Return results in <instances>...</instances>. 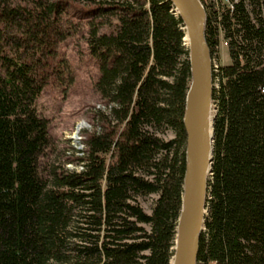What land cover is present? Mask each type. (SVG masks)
I'll list each match as a JSON object with an SVG mask.
<instances>
[{
  "label": "trees",
  "instance_id": "obj_1",
  "mask_svg": "<svg viewBox=\"0 0 264 264\" xmlns=\"http://www.w3.org/2000/svg\"><path fill=\"white\" fill-rule=\"evenodd\" d=\"M200 1L211 58L222 38L230 62L212 69L197 264H264V0ZM76 33L104 107L70 169L45 161L52 136L37 101L47 83L73 79L60 47ZM189 83L170 0H0V264H170Z\"/></svg>",
  "mask_w": 264,
  "mask_h": 264
},
{
  "label": "water",
  "instance_id": "obj_2",
  "mask_svg": "<svg viewBox=\"0 0 264 264\" xmlns=\"http://www.w3.org/2000/svg\"><path fill=\"white\" fill-rule=\"evenodd\" d=\"M170 1L184 24L190 63V83L183 115L185 170L170 264H197L199 237L207 212V182L213 160L212 58L205 38L206 13L201 1ZM198 6L199 14L196 12Z\"/></svg>",
  "mask_w": 264,
  "mask_h": 264
},
{
  "label": "rangeland",
  "instance_id": "obj_3",
  "mask_svg": "<svg viewBox=\"0 0 264 264\" xmlns=\"http://www.w3.org/2000/svg\"><path fill=\"white\" fill-rule=\"evenodd\" d=\"M60 50L71 65L74 76L70 82L47 83L42 90L37 105L50 124L52 145L48 149L45 161L66 168H80L78 157L82 155L84 134L97 129L94 118L95 109L104 107L94 88L98 68L95 59L89 53L86 38L78 33L70 36L61 44ZM218 64L230 62L226 44L222 38L218 45ZM166 130L164 137L172 136ZM150 194L140 198L146 210L155 198Z\"/></svg>",
  "mask_w": 264,
  "mask_h": 264
},
{
  "label": "built area",
  "instance_id": "obj_4",
  "mask_svg": "<svg viewBox=\"0 0 264 264\" xmlns=\"http://www.w3.org/2000/svg\"><path fill=\"white\" fill-rule=\"evenodd\" d=\"M218 67V63L216 62L215 58H212V69H216Z\"/></svg>",
  "mask_w": 264,
  "mask_h": 264
},
{
  "label": "bare ground",
  "instance_id": "obj_5",
  "mask_svg": "<svg viewBox=\"0 0 264 264\" xmlns=\"http://www.w3.org/2000/svg\"><path fill=\"white\" fill-rule=\"evenodd\" d=\"M196 12L199 14L200 13V6L196 7ZM172 261V259H171Z\"/></svg>",
  "mask_w": 264,
  "mask_h": 264
}]
</instances>
